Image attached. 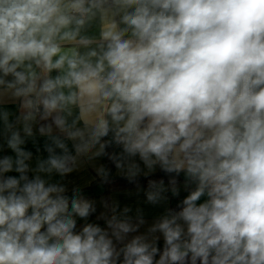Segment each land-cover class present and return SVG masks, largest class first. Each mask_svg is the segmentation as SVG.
Instances as JSON below:
<instances>
[{"label": "clouds", "instance_id": "9594fccd", "mask_svg": "<svg viewBox=\"0 0 264 264\" xmlns=\"http://www.w3.org/2000/svg\"><path fill=\"white\" fill-rule=\"evenodd\" d=\"M0 264H264V0H0Z\"/></svg>", "mask_w": 264, "mask_h": 264}, {"label": "crops", "instance_id": "0c3cea01", "mask_svg": "<svg viewBox=\"0 0 264 264\" xmlns=\"http://www.w3.org/2000/svg\"><path fill=\"white\" fill-rule=\"evenodd\" d=\"M120 188H123V187H120ZM89 194L93 195V196H96V197H99V196L104 194V190L102 188L90 189L89 190Z\"/></svg>", "mask_w": 264, "mask_h": 264}, {"label": "trees", "instance_id": "16d2710c", "mask_svg": "<svg viewBox=\"0 0 264 264\" xmlns=\"http://www.w3.org/2000/svg\"><path fill=\"white\" fill-rule=\"evenodd\" d=\"M125 186H126V182L124 180L117 179L113 187L120 188V187H125Z\"/></svg>", "mask_w": 264, "mask_h": 264}]
</instances>
